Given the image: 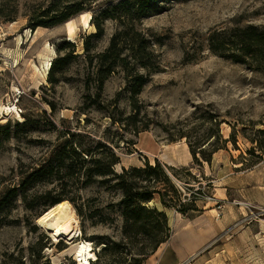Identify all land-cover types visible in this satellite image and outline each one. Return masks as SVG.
Here are the masks:
<instances>
[{
  "label": "rangeland",
  "instance_id": "374dc122",
  "mask_svg": "<svg viewBox=\"0 0 264 264\" xmlns=\"http://www.w3.org/2000/svg\"><path fill=\"white\" fill-rule=\"evenodd\" d=\"M76 1L0 0V105L22 113H0V196L18 191L0 212V264H77L73 244L37 225L48 198L69 204L80 229L74 242H89L96 256L101 243L123 239L115 178L94 177L86 184L90 164L71 154L75 146L105 161L115 153L116 174L159 158L182 203L199 210L182 215L163 207L156 195L148 206L165 213L170 236L144 264L162 256L168 264H264V72L211 55L205 41L218 26H264V0L154 2L138 26L162 40L154 46L161 72L143 86L134 120H126L134 113L124 74H113L97 96L95 87H85L83 57L55 70V84L49 70L44 73L47 60L70 51L59 50L63 43L75 44L74 55L83 53L84 37L95 28L84 29L81 15L121 0H94L91 9L69 19L70 36L68 21L31 28V19L49 18ZM116 28L114 21L104 22V35L93 41L96 51L108 46ZM184 48L198 50L201 59L183 65ZM208 138L211 145L194 161L189 145L198 151ZM153 151L157 158L149 155ZM71 162L73 172L65 168ZM115 257L109 260L120 259ZM126 258L130 263L132 255Z\"/></svg>",
  "mask_w": 264,
  "mask_h": 264
},
{
  "label": "trees",
  "instance_id": "16d2710c",
  "mask_svg": "<svg viewBox=\"0 0 264 264\" xmlns=\"http://www.w3.org/2000/svg\"><path fill=\"white\" fill-rule=\"evenodd\" d=\"M93 1L77 0L71 7L67 6L65 11H57L49 18L47 15L46 19H31L30 26L32 29L49 28L64 23L86 9H91ZM156 1L158 0H121L102 11H92L90 24L94 26L95 32L84 37L83 53L74 55L75 44L63 43L59 50L67 47L70 48V51L52 62L48 72L49 82L56 83L52 77L55 70L67 66L70 60L83 57L86 64L85 87L87 89L91 86L95 87L98 96L102 92L104 83L113 74L120 72L124 74L127 81L130 107L134 113L126 120H134L140 112L139 95L143 86L152 74L161 72L154 46L160 45L162 40L152 33L144 32L138 26L140 20L147 14L149 7ZM106 20L117 23V28L111 36L108 46L103 51H96L93 41L104 35ZM206 35V47L211 55L227 58L251 69L264 72V26L246 25L241 27L237 24L230 28L218 26L209 30ZM200 59L198 50L191 54L184 48L181 61L183 65L195 64ZM211 143V139L208 138L203 146L198 148V151L189 145L194 161H198L197 155L204 156L205 148ZM75 147L79 153L75 149H71V154L85 157L82 161L90 164L85 169L86 184L90 183L94 177L113 176L116 180V187L122 193L120 206L123 218V239L120 242L101 243L103 247L97 254L96 263L93 264H99L102 257L106 258L104 264H144L146 259L169 239L170 229L165 213L148 206L156 195L163 207L177 209V212L182 215L188 216L187 212L190 210L199 211L194 205L182 203V193L173 183L168 172L169 169L158 160H155L153 165L147 161L142 168L129 170L123 168L120 174H116L113 167L119 161L115 153L112 154L111 159L105 161L102 158H93L89 151L82 150L78 146ZM103 147L104 145L100 144L98 148ZM215 152L213 151V153ZM63 158L68 159L65 156ZM207 162L209 161L207 160ZM61 167L64 165L57 166L58 170ZM65 168L73 172V163H68ZM43 169L40 168L32 173L31 178H36ZM170 169L173 170V168ZM173 176L175 175L173 174ZM36 180L40 181L41 179L37 178ZM160 184L163 186V191L157 189V185ZM17 192L16 188H12L0 196V212L9 204L11 198L16 197ZM61 201V198H48L47 210ZM3 223L4 217H0V225ZM115 255L124 261H119L120 259L110 261L109 258ZM128 255H132L130 263H126Z\"/></svg>",
  "mask_w": 264,
  "mask_h": 264
},
{
  "label": "bare ground",
  "instance_id": "6f19581e",
  "mask_svg": "<svg viewBox=\"0 0 264 264\" xmlns=\"http://www.w3.org/2000/svg\"><path fill=\"white\" fill-rule=\"evenodd\" d=\"M80 20L84 29H88L91 27V15L89 13L83 14L80 16ZM71 21L66 22L67 26V34L70 36L73 32V27L71 25ZM71 40V37H70ZM48 46V45H47ZM42 59V58H41ZM52 61H46V67L44 68V73L47 74ZM35 69H38L35 66ZM16 107H5L0 105V113L6 111L7 114L11 112H15ZM37 225L47 231L50 234V237L53 239H66L72 245L70 252L74 256L77 264H91V260H95L97 258L94 253L92 246L87 241H78L74 242V240L79 238L80 229L78 227V221L76 217L73 215V211L70 206L66 202H61L56 204L55 206L50 207L46 210V213H42L37 219Z\"/></svg>",
  "mask_w": 264,
  "mask_h": 264
},
{
  "label": "crops",
  "instance_id": "0c3cea01",
  "mask_svg": "<svg viewBox=\"0 0 264 264\" xmlns=\"http://www.w3.org/2000/svg\"><path fill=\"white\" fill-rule=\"evenodd\" d=\"M155 153H156V152L153 151V153L150 152L149 155H151V156L154 157V158H157V156H156ZM189 155H190V154H189ZM157 160H160V159L157 158ZM175 256H177V258H178V255H175ZM153 264H168V263H167V259H165V258L162 256V257H160L157 261H155ZM169 264H170V263H169ZM174 264H182V261L177 259V262H175Z\"/></svg>",
  "mask_w": 264,
  "mask_h": 264
},
{
  "label": "built area",
  "instance_id": "2783aa9c",
  "mask_svg": "<svg viewBox=\"0 0 264 264\" xmlns=\"http://www.w3.org/2000/svg\"><path fill=\"white\" fill-rule=\"evenodd\" d=\"M17 109V108H16ZM21 111L20 110H16L15 112H14V115L16 116V117H20V115L22 114V113H20Z\"/></svg>",
  "mask_w": 264,
  "mask_h": 264
},
{
  "label": "water",
  "instance_id": "95a60500",
  "mask_svg": "<svg viewBox=\"0 0 264 264\" xmlns=\"http://www.w3.org/2000/svg\"><path fill=\"white\" fill-rule=\"evenodd\" d=\"M43 213H46V212H43ZM37 221V220H36Z\"/></svg>",
  "mask_w": 264,
  "mask_h": 264
}]
</instances>
